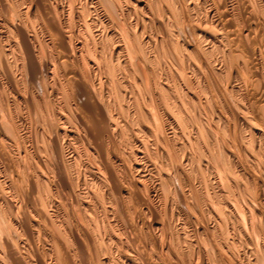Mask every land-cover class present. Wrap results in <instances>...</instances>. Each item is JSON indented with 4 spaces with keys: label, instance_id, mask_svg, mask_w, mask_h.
<instances>
[{
    "label": "bare ground",
    "instance_id": "bare-ground-1",
    "mask_svg": "<svg viewBox=\"0 0 264 264\" xmlns=\"http://www.w3.org/2000/svg\"><path fill=\"white\" fill-rule=\"evenodd\" d=\"M263 40L264 0H0V260L4 261L3 264H32L30 260L35 255H30L29 252L33 249L30 246L29 250L28 247L31 242L36 241L35 228L41 224L40 220L44 221L42 224L45 229L43 227L42 230L52 227L45 225L47 221L57 227L56 232L62 235L55 236V232L50 237L52 245L56 246L54 249L57 256L52 258L50 255L49 259H44L45 252L41 254L42 257L35 256L37 258L34 264H89V261H85L86 256L79 259L80 262L77 259L92 249H89L85 235L87 232H83V227L86 226L82 222L88 220L90 215H86L93 213L91 211L95 207L92 210L89 208L91 213L84 211L85 214L81 215V211H77L78 214L75 215L69 210L70 206L67 210L72 214L64 212L70 219L71 227L64 220L68 229L62 221L67 220V216L60 220L59 209L56 211L57 209L52 208L55 210L53 213L41 210V206L49 202L55 205L52 202L55 198L45 203L44 197L47 196L40 194L44 189L46 193L50 191L47 189L50 177L47 183L42 182L41 175L35 172L32 181H29L32 173L29 177L26 174V170L31 168L30 161L34 154L39 155L49 142L54 151L48 148L50 151L47 152H56L53 154L57 155L56 158L60 156L58 152L61 154L64 140L69 147L75 143L78 145L76 138L79 130L89 142L88 146L94 149L91 156L96 161H92L99 163L96 164L100 165L102 173L99 172L104 174L103 179H99L97 173H92L93 177L89 175L90 178L94 179L93 182L104 181V185L108 183L106 187L110 190L109 194L112 191L108 198L119 197L122 209L126 206L128 211L127 215L125 209L123 215L120 214L121 210L114 213L123 216L117 217L124 219L123 223L127 226L115 228L117 232L113 234L115 229L112 226L117 219L112 224L109 215L111 212L106 209L110 205L105 206V200L103 202L99 198L104 193L98 187L102 185L97 186L99 190L95 187L98 190L96 195L92 191L95 198L101 192L98 198L107 211L105 213L103 210V214L99 216L96 214L98 208L94 211V218H90L93 220V232H96L102 244L98 249L104 246L102 254H109L102 255L105 257L98 264H264ZM221 81L223 87L218 85ZM35 89H39L41 95ZM42 98H47L43 100L50 106L47 108H50V119L46 116L48 110L45 112L42 108L46 105H42ZM30 115L35 120L38 119L42 126L44 124L50 135L49 137L46 135L47 131L44 132L50 138L49 142L45 141L44 135H41L45 127L37 129L41 130V142H48L44 146V142L41 143L42 149L38 147L41 145L36 146L38 153H33L27 143L29 133L26 132L25 122ZM48 119L53 120L49 124L53 128L48 125ZM39 121L37 123L41 126ZM61 137L64 139L60 141ZM120 139L137 143L135 151L130 153L133 158L131 162L129 151L132 150H127L131 165L129 162L124 163L130 166H127L129 174L124 178L121 176L125 174L120 176V171H116L117 165L113 167L115 156L112 157V153L117 151L114 150L117 146L113 145L115 147H111L112 151L109 145L112 141L113 144L121 142V145L124 143L128 146V143ZM83 140L79 142L82 143ZM86 141H83V146H86ZM37 144L40 143L37 141ZM124 144L122 146H126ZM132 144L133 148L135 145ZM77 145L71 151L73 156L71 152L69 154L72 156V161L68 159L71 166L72 163H83L79 161L83 153ZM88 151L91 153L90 149ZM121 151H117L120 152L119 156ZM48 153L46 156L51 157V153ZM123 154L125 155L124 152ZM144 155L150 159L149 163L154 162L142 163ZM54 157L51 160L55 159L60 164L59 157ZM85 158L88 160V157ZM34 159L33 161L37 160ZM39 160L37 161L40 162ZM82 160L85 161L83 157ZM37 161L33 163L34 166L39 164ZM49 161L46 162L49 164ZM33 165L31 169H34ZM156 165L164 172H156L160 173L161 183L153 180ZM62 166L68 172L70 167ZM78 166L75 167L78 169ZM35 167L39 168L38 165ZM121 167L118 168L121 170ZM168 167L174 170L176 177L173 174L169 177V171H166ZM80 169L78 170L82 171ZM53 171L52 175L56 172ZM122 171L127 173L126 169ZM59 174L62 176V171ZM86 175L83 177L87 178ZM60 176L55 179H60ZM68 178L69 176L66 181ZM72 178H76L74 174ZM78 178L77 176L76 179ZM85 179L81 183L86 185ZM152 180L158 182L161 188L158 185L152 186L154 183L151 182L152 185L148 186L147 182ZM24 182L31 187L29 194L32 195L34 189L37 192L40 190L38 194L42 198L37 192L34 195L41 200L34 201L43 203L41 206L33 204L32 197L30 199L29 194L26 196V190V197L20 198L22 204L18 200V192L24 187L26 189V186L18 185H23ZM41 182L45 183L43 189ZM58 182L61 179L56 181V187ZM72 183L69 184L73 188ZM171 185L179 188V191L170 190ZM16 187L20 190H16ZM60 187L59 189L64 190ZM162 187L169 190H162ZM105 188L103 186L102 190ZM6 189H14L13 192L10 191L14 195L12 194L9 202L5 197L11 196L3 195ZM83 189L82 192L85 193ZM53 190L51 189L52 192ZM169 191L174 200L171 195V202L167 201L170 199L169 195L166 196L167 199L164 197L166 210L169 205L167 202L170 205L168 217L166 210H163V216L168 218L166 221L171 231L174 228L175 233L170 236L171 232L167 230L170 232V237L167 238L165 225L163 227L165 222L162 221L158 208L163 204L161 192L167 195ZM82 192L78 193L80 197ZM54 193H58V190ZM61 193L68 196L67 192ZM70 194L71 190L69 196ZM105 194L107 195L106 192ZM105 194L103 198H107ZM189 199L194 201L190 202ZM13 200L16 202H10ZM31 202L33 206L29 204ZM62 202L60 200V204ZM88 202L92 204L91 200ZM108 202L110 204L109 200ZM87 203L81 204L87 208ZM114 204L118 205L117 202ZM46 207L47 205L44 208ZM101 208L99 211L103 209ZM118 208L113 210L118 212ZM110 209L114 212L112 207ZM15 214L19 216V220ZM35 214L37 218L34 217ZM200 214H208L205 218L209 216L210 219L207 220L210 221L213 217L212 220L215 221L209 228L203 227L210 232L208 236L211 238L208 241H204V234L207 232L203 233V240L202 237L196 240L197 236L191 237L194 232L188 230L192 223H199ZM158 215L161 216L162 223ZM138 220H141L144 232L138 225ZM193 227L194 225L191 228ZM42 230L38 231L40 236ZM42 238L38 239L43 242ZM37 243L39 246V241ZM70 244L76 246L75 251L81 252L77 262L73 259L74 252L71 256ZM96 247L93 250L97 251ZM36 251L40 253L38 249ZM50 252L48 251L49 254ZM96 253L99 254L98 251ZM97 256L93 255L91 258L94 257L97 262L101 255ZM93 259L90 263L94 262Z\"/></svg>",
    "mask_w": 264,
    "mask_h": 264
},
{
    "label": "rangeland",
    "instance_id": "rangeland-1",
    "mask_svg": "<svg viewBox=\"0 0 264 264\" xmlns=\"http://www.w3.org/2000/svg\"><path fill=\"white\" fill-rule=\"evenodd\" d=\"M28 1H29V0H28ZM263 41H264V40H263ZM219 82H220V81H219ZM219 82H218V83H219ZM221 82H222V81H221ZM222 84H223V82H222V83H219L218 85H219L220 87H223L224 85H222ZM35 90H36V92H37L39 95H41V92H40L39 89H35ZM43 99L46 100L47 98H42V100H43ZM42 100H41V102H43L42 105H43V104H46V105H43L42 108H44V111H45V110H46V111L48 110L47 112L45 111V112L47 113L46 116H48V113H49V109H50V108H49V109H47V108L50 107V106H48L49 104H47L46 101H44V100L42 101ZM44 106H46V107H44ZM32 107H33V106H32ZM45 108H46V109H45ZM30 116H31V115H30ZM47 118H49V116H48ZM35 119H36V118H35V117L33 118V115H32L31 117H28L27 120H26V122H25V128L27 127V128H26L27 130H26V129H25V130H26V132L28 131V133H29V135H30V136L27 135V136H28V137H27V143L29 144V146H31L30 148L33 149V150L31 149V151H32L33 153H35V152L38 150V148H37L36 146L41 145V146H38V147H40V148L42 149V147L50 141V140H49V139H50V138H49L50 135H49V133H48V130H47L46 127L44 126V124H43V126H44L45 128L42 126V123L37 119V120L39 121V124H41V126H39L38 123H37L38 121L35 120ZM49 119H50V118H49ZM49 119H48V120H49ZM30 120H31V121H30ZM51 120H52V119H51ZM51 120H49L50 123H49V121H48V125L52 123L53 120H52V121H51ZM31 122H32V123H31ZM26 123H27L28 125H26ZM49 126H51V125H49ZM49 126H48V127H49ZM41 127H43L45 130H44L43 128H41ZM48 127H47V128H48ZM51 127H52V126H51ZM52 128H53V127H52ZM37 129H38V130H39V129H41V130L43 129L42 131L40 130L41 132H43V133H41V135L46 134V133H44V132L47 131L48 134H46V135H49V137L46 136V135L43 136V138L45 139V141H48L47 143H46L45 141H43L44 143L41 142V140H43V139H40V138H41V136L39 135V134H40V133H39L40 131H38ZM79 131H81V130H79ZM79 131H78V133H77V138H76V139H77L76 142L78 143V145L74 142V143H75L74 146L76 147V145H77V148L80 149V150L82 151V153H83V156H81V159H79V161L81 160V161L83 162L82 165H81V162H79V163H75V164L72 163V166H71V161H72V156H73V152H71V151H73V149H74L75 147H74L73 145H72V146L70 145L71 147H69V144H68L67 142H65V140H64V143H63V141L61 142V143H63V144H62V145H63L62 148H64V149L61 148L60 153L63 154V152L66 151V153H64V154H66V155H64V154L61 155V154H59V152H58L57 154L61 156V159H63V162H65L66 159H67V162H68V163L65 162L66 165L62 162V160L60 159V156H58L59 158L57 157V158H58V161H59V160L61 161L60 164L57 162V160H56V162H55V161H54L55 159H54V160H51V159H53V157L55 156V155L53 156V154H56V152H49L50 150H51V151H54L53 148H52V146H53L52 143L49 142L50 144L48 143V145H45V146H44L46 152H44V151H45L44 148H43V151L39 148V149L41 150L40 153H42V154L39 153V155H41V156H39V155L36 154L37 157H35L36 155L34 154V157H33L32 160L30 161V162L32 163V165H33V163H34L35 161L39 160V159H38V156H39V157L41 158V159H40L41 161L39 160L40 162L37 161L39 164H35V166L38 165L39 168L37 169V168L33 165V168H34V169H31V168H32V165H30L31 168H29V170H26V171H28V172H26V174L28 173V174H27L28 177H29V175H31L30 173H32V176L29 177V179H30L29 181H32L31 178H33V175H35V172H37L38 175H41V181H42V182H43V181H46V183H47L48 178L50 177L51 180L49 179V180H50L49 182L51 183V181H52L53 183L50 184V183L48 182L49 185H48V184H47V185H48L49 187H47L46 185H45V186L47 187L48 191L50 190V191L47 192V193H50V192H51V193H50V194H47V193H46V189H44L45 191H42V192H44V193L41 192L40 194H42L43 197H44V196H47V197H44V201H46L45 203L49 202V200H51V199H54V198H55V199L57 200V198H58L57 201H56L55 199L52 200V202L54 201V202H53V203L55 204L54 206H57V207L55 208V207L53 206V204H51V202H49L51 205H49V203H48V204H44L45 206L47 205L46 208H49V209L44 208L45 206H41L43 203H41V202L39 203V201H40L41 199L38 197V196L41 197V195L38 194V192H40V190L38 189L39 191L37 192V189H36V190L34 189V190H33L34 193L32 194V195L34 196V197H33L31 194H29V193L31 192L29 188H31V187H30V186L28 187V185H27L25 182H24L25 184H23V185H20V184H19L18 187H21V186L24 187V186H26V189H25V187H24V189L22 188L23 190H22V189L20 190V188L18 189V187H16V188H17L16 190H18V191L20 190L21 192H23V193H21V192L19 193L18 191H16V192H18V196H19V197H18V200L20 201V200L22 199V197H23L24 194H25L24 191L26 190V196L29 194V195H30V199H31V197H32V200H31L32 202L34 201V199H37V200L40 199L39 201H36V200H35L36 202L34 201L33 204H34L35 206H38V205L41 206V210H42V211H43V210H45V211L48 210V212L51 211V212L53 213V212H55L56 209H57L56 211H58V209H59L58 213L60 214L59 216L61 217V218L59 217V219L61 220L62 218H64L65 216H67V217H65V218H67V220H66V219H62V221L64 222V225H65V226H66V223H69V224H67V225H69V227H71L70 222H69L70 219H69V216H68V215H65L67 212H69V213H68L69 215H71L72 212H73V214L77 215V214H78L77 211H79V212L81 211L79 214L82 213L81 215H83V214H85L84 211L89 212V211H91V210L93 209V207H95V208H94V211L97 210L98 208L100 209V208L102 207V201L104 202V200H105V203H104L105 206H106V205H110V206H106V207H107L106 209H107V210L109 209L110 211L108 210V212H111V213H109V215L111 216V217H110V220H112V224H113V222H115V221L118 222V223L116 222L115 224H113L112 228H114V229H115V228H118V227H119V228H121V227L123 228V227L127 226V224H126V223H125V224L123 223L124 219L121 220V219H119V218H123V216L121 217L120 214L122 213V215H123V209H125V208L127 209V207L124 206V204H123L124 207H123V209H122V201H120L121 199H120L119 197H117V196H116L117 198L115 197L116 201H115V199H113V198H112L113 200H112L111 198H108V196L110 197V194H111V192H112V191H111L110 194H109V191H110V190H109L108 186L106 187V185H107L108 183H106V184L104 185V184H103L104 181H103V182H102V181H99V182H98V181H95V182H93L94 179L92 178V177H93L92 173H93V174H94V173H97L96 176L98 175L97 177H98L99 179H100L101 177H102L101 179H103L104 174H103V175L101 174V173H102V172H101L102 169H101L100 165L98 166V165L96 164V163H98V162H93V161H92V160L96 161L95 158H93V157L91 156V155H93V153H94V151H93L94 149L92 150L91 146H88L89 142L86 141L87 139H85L84 135L82 136L83 133H82V132H79ZM36 132H37V133H36ZM28 133H27V134H28ZM79 133H81V136L79 135ZM35 134H38V135H35ZM78 135L81 137V139H80V137H79ZM45 136H46V137H45ZM52 137H53V136H52ZM82 137H83V138H82ZM129 138H130V137H129ZM138 138H139V137H138ZM140 138H141V137H140ZM28 139H29V140H28ZM46 139H48V140H46ZM61 139L63 140L64 138L61 137V138H60V141H61ZM79 139H80V140H79ZM83 139H84V140H83ZM130 139H131V138H130ZM151 139H152V138H151ZM81 140L86 141V143H87L86 146H83V145H85V144H84L85 142H84V143H83V141H82V143L79 142V141H81ZM123 140H124V139H123ZM135 140H136V139H135ZM29 141H30L31 143H30ZM37 141H38V143H40V144H37ZM66 141H67V140H66ZM120 141H122V140L120 139ZM129 141H130V140H129ZM131 141H132V140H131ZM131 141H130L129 143H128L127 141H125V140L122 141V142H126V143H128V146H130L131 148H132V146H133L132 143H134V145H135V144L137 145V143H135V142H131ZM41 143H43V146H42ZM65 143H66V144H65ZM72 143H73V142H72ZM79 143H80V144H79ZM31 144L34 145L33 147L35 148V150H34V148L32 147ZM36 144H37V145H36ZM64 144H65L66 146H65ZM67 144H68V146H67ZM82 144H83V145H82ZM111 144H112V145H111ZM117 144H118V142H117L116 144H113V142L111 141V143H110L109 145H110V148H111L113 145L117 146V147L114 146L115 148L112 147V148H114V150H117V151H119V150L121 151V149H122L123 147H126V148H123V150L121 151V155H120L121 158H120V156H119V153H120V152L114 151L115 153H114V152L112 153V157L115 156V158H113V161H114V160L116 161V162H115V161L113 162V163H114V164H113V167H115V166L117 165L116 168H115L117 172H119V171L121 172L122 169L125 171V169H126V170H127V171H126L127 173H125V172L122 173L123 171H122L121 173H120V172L118 173L120 176L123 175V174H125V175L121 176L122 178H124V177L126 176V174H129V170H128L129 167H130L129 164H130V162L133 160V158H132V154H130V153H133V150L135 151V149H136V145H135L132 149H130V147H129V149H128L127 144L122 143V145L124 144V145H126V146H122V145H121V142H119L118 145H117ZM130 144H132V145H130ZM89 145H90V144H89ZM48 146H50V147H48ZM87 146H88V147H87ZM118 146H120V147H118ZM65 147H66V148H65ZM73 147H74V148H73ZM82 147H83V149H82ZM85 147H86L87 150L85 149ZM121 147H122V148H121ZM46 148H47V149H46ZM48 148H49V149L51 148V149L49 150ZM112 148H111V149H112ZM36 149H37V150H36ZM71 149H72V150H71ZM89 149H90V151H91L92 154L88 151ZM118 149H119V150H118ZM124 149H125V150H124ZM47 150H49V151H48L49 153L47 152ZM62 150H63V151H62ZM84 150H85V151H84ZM127 150H128V151H129V150H132L131 152L129 151L130 156L127 155V154H128V151H127ZM83 151H84L85 153H84ZM92 151H93V152H92ZM112 151H113V149H112ZM125 151H126V152H125ZM38 152H39V150H38ZM38 152H36V153H38ZM43 152H44V153H43ZM70 152H71L72 154H71ZM116 152H117V153H116ZM123 152L125 153V155L123 154ZM45 153H46V154H45ZM47 153H48V154L51 153V157L48 155L51 159H49L48 156H46ZM88 153L90 154V156H89ZM69 154H71L72 156L69 155ZM86 154H87V155H86ZM116 154H117V155H116ZM45 156H46V157H45ZM56 156H57V155H56ZM56 156H55L54 158H56ZM62 156H63V157H62ZM70 156H71V157H70ZM85 156L88 157V160L85 158ZM118 156H119V157H118ZM126 156H127V158H124V157H126ZM128 156H129L130 159H131V160L129 159L130 162L128 161V158H129ZM65 157H67V158L65 159ZM82 157H83V159H85V161L82 160ZM91 157H92V159H91ZM116 157H117V159H116ZM144 157H145L147 160H145V158H144L141 162L144 163V161H145V162L148 164L149 161H150V159H148V156H147V155H146V156L144 155ZM34 158L37 159V160H35ZM45 158H46V159H45ZM57 158H56V159H57ZM33 159H34L35 161H33ZM42 159H44L45 161L42 160ZM68 159H70L71 161L68 160ZM123 159L125 160V162H124ZM126 159H127V161H126ZM47 160H48V161H49V160L51 161V162H50V161H49V162L52 164V166H50V165H51L50 163L48 164V162H46ZM64 160H65V161H64ZM148 160H149V161H148ZM32 161H33V162H32ZM60 161H59V162H60ZM89 161H90V162H89ZM30 162H29V163H30ZM42 162H43V163H42ZM44 162H45V163H44ZM76 162H77V161H76ZM88 162H89V163H88ZM117 162H118V164H117ZM119 162H120V163H119ZM128 162H129L128 165H127V164H124V163H128ZM150 162H151V161H150ZM153 162H154V161H153ZM153 162H152V163H153ZM31 163H30V164H31ZM94 163H95V164H94ZM115 163H116V164H115ZM121 163H122V164H121ZM152 163H149V164H152ZM62 164L64 165V167H65V166H66V167H68V166L70 167V168L68 167L69 169L67 168V169H68V172H70V173H68L67 171H65L66 168L64 169L63 166H62ZM68 164H69V165H68ZM79 164H80L81 167L78 166ZM89 164H91L92 166L89 165ZM98 164H99V163H98ZM120 164H121V165H120ZM48 165H49V169H48ZM59 165H60L61 167H60ZM83 165H86V167L83 166ZM87 165H89V166H87ZM94 165H95V166H94ZM96 165H97V166H96ZM122 165H123V167H121ZM130 165H131V164H130ZM53 166H54V168L56 167V168H55L56 170L53 169ZM57 166H58V170H59L60 172L62 171V176H63V175H66V176H63V177L60 176V174H59L60 172L57 170ZM75 166H76V167L78 166V169L81 168L80 170H82L83 173H82V171H79ZM82 166H83L85 169H87V167H88V169L90 168V169H89V172H90V171H91V172H90V173L87 172L88 169H87V171H86ZM125 166H126V167H125ZM127 166H129V167H127ZM6 167H7V166H6ZM50 167H52V168H50ZM72 167H73V168H72ZM74 167H75V169H74ZM118 167H119V168L121 167L122 169L120 170ZM124 167H125V169H124ZM156 167H157V165H156ZM35 168H36V170H35ZM46 168H47L49 171H48ZM60 168H61L62 170H61ZM91 168H92L93 170H92ZM117 168H118V170H117ZM158 168H159V165H158V167L155 168V170H154V171H155L154 174H155L156 176H155V178H154L153 180H154V181L157 180V181H159V182L161 183V181H160V177H159L160 173H156V172H158L157 170H159V172L161 171L160 168H159V169H158ZM165 168H167V166H165ZM165 168H164V169H165ZM27 169H28V168H27ZM72 169H73V170H72ZM83 169H84V170H83ZM94 169H95V170H94ZM100 169H101V170H100ZM171 169H172L171 167H168V170L166 169L167 172L169 171V177H170L172 174H173L172 176H175V174H174L175 172L173 173L174 170H171ZM37 170H38L39 172H38ZM53 170H54V171H53ZM69 170H70V171H69ZM71 170H72V171H71ZM75 170H77V171L79 172L78 174H81V173H82V175L79 176V175L76 173L77 171H75ZM32 171H34V172H32ZM50 171H51V172H50ZM52 171H53V173L56 171L55 173H58V174H55V173H54L55 176H53L54 174H53V175L51 174ZM57 171H58V172H57ZM73 171H75V173H76V174L73 173V174H74V177L77 178V176H78V177H79V178H78L79 180L76 179V178H72V177H73V174H72ZM85 171H86V172H85ZM92 171H94V172H92ZM99 171H100L101 173H100ZM164 171H165V170H164ZM42 172H43V174H41ZM45 172H46V173H45ZM63 172H64V173H63ZM66 172H67V174H66ZM84 172H85L86 174H87V173H88V174L86 175V174H84ZM167 172H165V173L168 174ZM170 172H171V174H170ZM47 173H48V174H47ZM161 173H164V172L161 171ZM46 174H47V175H46ZM70 174H71L72 176H71ZM99 174H100V175H99ZM157 174H158V176H157ZM58 175L60 176L59 178L61 179V182H58V183H57V184H58V186H57L58 188H57V187L55 186L56 181H60V179L56 180V179L58 178V177H56V176H58ZM67 175L69 176L68 180H70V181L72 180V182H73V181H76V182H77V180H78V181H80V182H77V183L73 182V183H72V182H69L68 180L66 181V179H67V177H68ZM84 175L87 176V178L85 177L86 179L83 177ZM89 175L92 176V177L90 178ZM47 176H48V177H47ZM70 176H71V178H70ZM99 176H100V177H99ZM45 177H46V178H45ZM61 177H62V178H61ZM65 177H66V178H65ZM80 177H81V178L83 177V178L81 179ZM175 177H176V176H175ZM53 178H54V179H53ZM55 178H56V179H55ZM89 178H90V180H89ZM156 178H157V179H156ZM158 178H159V179H158ZM171 178H172V177H171ZM44 179H45V180H44ZM46 179H47V180H46ZM52 179H53V180H52ZM62 179H63V180H62ZM64 179H65V180H64ZM73 179H74V180H73ZM84 179L87 180V184H86V185L83 184V182L81 183V180L84 181ZM91 179H92V180H91ZM54 180H55V181H54ZM153 180H152V181H148V182H147V185H148V186H149V185L151 186V185L154 183L152 186H154V185H155V186L158 185V187L161 188L160 184H158V182H153ZM64 181H66L67 184H69V183L71 184V183H72L73 188H72V186H71L70 184H69L70 186L66 184L67 186L65 185V188H64V186H63V185H64ZM89 181H90V182H89ZM91 181H92L93 183H92ZM169 181H170V180H169ZM175 181H176V185H175V182H173V181H172V184L174 183V185L177 186V185H178V184H177L178 182H177L176 179H175ZM42 182H41V184H43V185H41V189H43L42 186H44V184H45V183H42ZM85 182H86V181H85ZM88 182H89L90 184H89ZM96 182H97V183H96ZM100 182H102V183H100ZM150 182H151L152 184H150ZM170 182H171V181H170ZM59 183H61V186L64 188L65 191H64L63 189H59V187H60V186H59V185H60ZM80 183H81L83 186H86V187L84 188ZM94 183H95V184H94ZM104 183H105V182H104ZM156 183H157V184H156ZM21 184H22V183H21ZM74 184H75L77 187L81 185L80 187H81L82 189L84 188L83 190H85V193H86V192L89 193L90 196L88 197L89 194L87 195V194L84 193V191L82 192V189H81L80 187H78V189H76V186H75ZM77 184H78V185H77ZM50 185H51V186H50ZM87 185H89V186L92 185L93 187H92V186H91V187L88 186V188H90V189H88V188H87ZM95 185H96V186H95ZM98 185H102V186H98ZM52 186H53V188H52ZM74 186H75V188H74ZM97 186L100 187L99 189H100L101 192H102V191L104 192V193H102V196H104L103 194H105V192L107 193V195L105 194V195L107 196V198H106V197L103 198L102 196H100V197L98 196V195L101 193L100 191L98 192V195H97L96 198H97V199H99V198H100V199H103L102 201L99 199L100 202L95 198V196H94V197L92 196V195H93V194H92V191L94 192V195H96L95 193L99 190ZM103 186H104V188L106 187L104 190H102V189H103ZM175 186L173 187V186L171 185V188H172V189H171V188H169V189H170V190H173V191H174V189H178V191H179V188H177V187L175 188ZM46 187H44V188H46ZM55 187H56V188H55ZM62 187H60V188H62ZM68 187H69V188L71 187V188H70V189H67ZM95 187H97L98 190L95 189ZM156 187H157V186H156ZM0 188L2 189V185H1V183H0ZM37 188H38V187H37ZM79 188H80V190H79ZM93 188H94V189H93ZM107 188H108V189H107ZM159 188H158V189H159ZM51 189H52V190L54 189L53 192L51 191ZM55 189H56V190H55ZM66 189H67V190H66ZM72 189H74V191H73ZM87 189H88V190H87ZM169 189H168V190H169ZM6 190H7V189H6ZM57 190H58V193H54L55 191L57 192ZM70 190H71V194H70V196H69ZM89 190H90L91 192H90ZM94 190H95V191H94ZM96 190H97V191H96ZM159 190H160V189H159ZM162 190L168 191L167 189H163V187H162ZM0 191H1V190H0ZM10 191L13 192L14 189H13V191H12V189H10V190H7V191H4V192H3V193H4V194H3L4 196H5V195H6L7 197H8V196H11L10 198H6V197H5V199H6L7 202H9V200H11L12 196L14 195V193H11ZM59 191H60V192H59ZM61 191H63V192H67L66 195L68 194V196H65L64 193H63V195H62ZM68 191H69V192H68ZM72 191H73V192H72ZM78 191H79V192L81 191V192H82L83 194H85V195L82 194L81 197H80V195L78 194V193H79ZM160 191H161V190H160ZM165 191H164V192H165ZM7 192H8V193L10 192L9 195H8ZM28 192H29V193H28ZM35 192H37L38 196H37V194H36V196H37L38 198H35V195H34ZM74 192H75V193H74ZM162 193H163V192H161V195H162V196H161V201H162L163 204H162V206H160V207L158 208V209H159V210H158V211H159V214H161L162 217L159 216V215H158V217H159V221H160V219L162 218V221L164 220V222H165V224L163 223V227H164V225H165V229H164V230H165V233H166V234L168 233V234H167L168 236H166V237L168 238V237H170L171 235H173V234L175 233V232H174L175 230H173L174 228H172V231H171V228L169 227L170 225H168L169 223L166 221V220H168V218H166L165 216H163V215H165V213H166V216L168 217V214H169V205H170V203L167 202V204H169V205H168V208H167L168 210H166V204H165V203H166V200L164 199V197H166V196L169 195L168 197H169L171 200H170V199H167L168 197H166V199H167V201L169 200V202H171V201H172V198H173V197H172L173 195H171L172 193H170V191L168 192L167 195L165 194L166 192L163 193V194H162ZM12 194H13V195H12ZM21 194H22V196H20ZM52 194H54V195H53L54 197H51ZM55 194H56L57 196H56ZM73 194H75L76 197H73V196H74ZM80 194H81V193H80ZM58 195H59V196H58ZM72 195H73V196H72ZM78 195H79V197H77ZM100 195H101V194H100ZM164 195H165V196H164ZM170 195H171L172 198L170 197ZM26 196H24V197H26ZM62 196H63V197L65 196V197L63 198ZM85 196H86V197H85ZM50 197H51V198H50ZM61 197L63 198V202H62V198H61ZM68 197H69V199H68ZM70 197H71L72 199H71ZM90 197H91V199H90ZM98 197H99V198H98ZM162 197H163V198H162ZM189 197H190V196H189ZM189 197H187V200H188ZM194 197H195V196H194ZM20 198H21V199H20ZM41 198H42V197H41ZM46 198H48V199L46 200ZM49 198H50V199H49ZM59 198H60V199H59ZM65 198H66V199H65ZM73 198H74L75 200H74ZM76 198H79V199L82 200V201H80L79 199H78V200H79V201H78V200H76ZM82 198H85V199L83 200ZM87 198H89V200H91V202H92V204H93L94 206H93L90 202H88L89 200H86ZM94 198H95V201H97V202L94 201ZM191 198H192V196L190 197V199H191ZM7 199H8V200H7ZM67 199H68V200H67ZM117 199H118V200H117ZM163 199H164V200H163ZM190 199H189L190 202H191V201H194V199H192V200H190ZM18 200H17V201H18ZM60 200H61V202H62L61 204H60ZM70 200H71V201H70ZM73 200H74V201H73ZM108 200L110 201V204H108V203H109ZM173 200H174V198H173ZM19 201H18V202H19ZM42 201H43V199H42ZM72 201H73V202H72ZM75 201H76V203H77L78 205L81 204V203H83V202H86V203L88 202L87 204H89V206H88L87 208H84V207L82 206V204L79 205V206H78L77 204L75 205ZM77 201H78V202H77ZM93 201H94V202H93ZM112 201H113V202H112ZM10 202H12V203L14 202V203H15L16 200H13V201H10ZM32 202L29 203L31 206H33V205H32ZM58 202H59V203H58ZM68 202H69V203H68ZM71 202L74 203V205L71 204ZM79 202H81V203H79ZM111 202H112V204H111ZM116 202L118 203V205H117V204H114V203H116ZM12 203H11V204H12ZM56 203H58L60 206H59L58 204L56 205ZM63 203H64V204H63ZM96 203H99V204H96ZM100 203H101V204H100ZM119 203L121 204V206H119V205H120ZM18 204L20 205V203H18ZM21 204H22V200H21ZM70 204H71V205H70ZM104 204H103V205H104ZM182 204H183V206L185 205L184 202H183ZM48 205H49V207H48ZM72 205H73V206H72ZM113 205H114V206H113ZM116 205H117V206H116ZM125 205H126V203H125ZM163 205H165V208H164ZM51 206H52V207H51ZM65 206H67V207H66V210L69 209V207L71 206L72 208L70 207L69 210L72 211V212H70L69 210L66 211V210L64 209ZM74 206L77 207V209H76ZM80 206H82L81 208H84L85 210H84V209H81ZM96 206H97V207H96ZM99 206H100V207H99ZM73 207H74V208H73ZM91 207H92V208H91ZM110 207H112V210H113V208H115V211H116V209H117L118 207H120L121 209L118 208V209H119L118 212H115L114 210H113L114 212H112L111 209H110ZM42 208H43V209H42ZM52 208H54L55 210H53ZM78 208H79V209H78ZM89 208H90L91 210H89ZM102 208H103V209H102ZM102 208H101L102 210L99 211V209H98V211H96V214H97V215L101 216V215L103 214V212L107 213L106 209H104V207H102ZM163 208H164V209H163ZM51 209H52V210H51ZM72 209H74V210H72ZM126 209L124 210V212H125V213H126V212L128 213V211H127ZM75 210H76V213H74ZM82 210H83V211H82ZM103 210H104V211H103ZM120 210H121V211H120ZM163 210L168 211V213L165 212V211H164L165 213H163ZM15 211H16V210H15ZM94 211L92 210L91 212H93V213L89 212V213H91V214H87V215H86V216H89V215L91 216V217H90V216L88 217V220H86V222H82V223H83V226H84V223H85V226H86V228L83 227L84 230H85V231L83 230V232H84V234H85L86 232H87V233H88V232H91V233H92V234H89V233H88V234H87V233L85 234V235H87V236H86V238H87L86 240L88 241V246H90L89 249L92 248V249H90L89 252L87 251V252L89 253V255H91V256L94 255V257H96L97 255L100 254L101 256H99V258H97L99 261L97 260V262H96V261L93 259L94 257H92V258H91V256L89 257V255H88L87 252H85L84 254H81V255H80L79 253H81V252H78L77 250L75 251L76 246L73 245V246L75 247V248H74L73 246H71L72 244H70V245H69V247H70L69 250H70V252H71V256H72V254L74 255V253H75L74 256H75V257L77 256L76 258L74 257L73 259L76 260V259L78 258V254L80 255L79 258L77 259L78 262H80L79 259H82L84 256H86V257H84V258H85V261H89V264H92V263H94V264H98V262H100V261L103 259V257L109 255L108 253H104V254H102L103 252H101V251H102V249H103L104 246H102V249H98V247L100 248V246H101L102 244H101L99 238L97 237V235L95 234L96 232H93V230H94V229H93L94 226H92L93 220L91 221V219L94 218V216H95V214H94L95 212H94ZM102 211H103V212H102ZM119 211H120V214H119V215H118V214H116V215L114 214V213H119ZM16 212H17V211H16ZM46 212H47V211H46ZM64 212H66V213H64ZM17 213H18V212H17ZM17 213H16V214H17ZM63 213H64V214H63ZM70 213H71V214H70ZM99 213H100V214H99ZM101 213H102V214H101ZM112 213H113V214H112ZM125 213H124V214H125ZM127 213H126V215H127ZM16 214H15V217L18 218V220H19V216H17L18 214H17V215H16ZM50 214H51V213H50ZM62 214H63V215H62ZM112 215L115 216V217H112ZM207 215H208V214H206V216H205V214H203V215L200 214V220L198 221V222H199L198 224H200V225H198V224L195 225V223H192L191 227L194 225V227L197 226V228H194V227L191 228L190 226L188 227L189 232H190V231H191L192 233L194 232L193 235H192V233H190V235H192L191 237H193V236H197V237H196V240H199V239H197V238H201V237L204 236V235H206V236H204L205 239H204V237H202L201 240L204 239V241H205V240L207 239V241H208V238H209V239L211 238V236H208V235L210 234V232H209L208 230L206 231V229H203V227H204V228H206V227L209 228V227L212 225L213 222L215 223V221L212 220L213 217H212V219H211L210 221H208L207 219H210V218H209V216H208V218L206 219L205 217H207ZM35 216H36V217H35ZM117 216H118V217L120 216V217L118 218ZM203 216H204V218H203ZM34 217L37 218V215L35 214ZM160 217H161V218H160ZM210 217H211V216H210ZM90 218H91V219H90ZM111 218H112V219H111ZM163 218H166V219H163ZM202 218H203V219H202ZM86 219H87V218H86ZM89 219H90V220H89ZM115 219H117V220H115ZM205 219H206V221L203 222L202 220H205ZM64 220L66 221V223H65ZM80 220L83 221L82 219H80ZM114 220H115V221H114ZM40 221H41V224H42V223L44 224V221H43V220H40ZM120 221H121V222H120ZM138 221H139V222H138V225L141 226L142 231L144 232V230H143L144 228H143L142 224L140 223L141 220H138ZM162 221H160V222L162 223ZM200 221H201V223H200ZM207 221H208L209 225H208V223H206ZM88 222H89V223H88ZM91 222H92V223H91ZM119 222H120V224H119ZM166 222H167V224H166ZM86 223H87V224H86ZM122 223H123V224H122ZM139 223H140V224H139ZM142 223H143V222H142ZM205 223H206V224H205ZM214 223H213V224H214ZM41 224L37 225V227H41V228H37V227L35 228V239H34V241H35V240H36V241H35V243L31 242V244H29V247H28L29 250H30V246H31V248L33 249V250H30L29 253H30V255L41 256V254H43V253L46 252L47 255H46V253L43 254V255H44V256H43L44 259L47 258V257H48L47 259H49L50 255L52 256V258H54L55 256H57V252H55V249H54V248H56V246L54 247V245H52V244H53V242H52L53 240H51L50 237H51V236H54V234H55V232H56V230H57V227H54L53 225H51L49 222L47 223V221H46V222H45V225H46V224H49V225H50L49 227H51V226H52V227H51L50 229L48 228L49 230H46V231H45V230H44V229H45V226H44L43 224H42V226H41ZM88 224H91V225H90V226H87ZM93 225H94V224H93ZM119 225H120V226H119ZM202 225H204V226H202ZM46 226H48V225H46ZM116 226H117V227H116ZM167 226L169 227L170 230H169L168 228L166 229ZM171 226H172V225H171ZM201 226H202V227H201ZM205 226H206V227H205ZM43 227H44V229L42 230ZM66 227H67V226H66ZM69 227H67V228L69 229ZM52 228H53V230H51ZM55 228H56V229H55ZM87 228H88V229H87ZM90 228L92 229V231H90V230H91ZM36 229H41V230H42L41 236L43 237L42 234H44V237H43V238L39 235V232H38V231H41V230H38V231H37ZM54 229H55V231H54ZM89 229H90V230H89ZM190 229H191V230H190ZM50 230H51V231H50ZM58 230H59V229H58ZM86 230H89V231H86ZM167 230L170 231L171 234H170V232H168ZM196 230H197L198 232H197ZM202 230H203V232H202ZM48 231H50V232L48 233ZM52 231H53V232H52ZM94 231H95V230H94ZM114 231H115V232H114ZM114 231H113V232H114L113 234H116L117 230L115 229ZM142 231H141V233H143ZM199 231H200V233H199ZM210 231H211V230H210ZM201 232H202V233H201ZM205 232H207L208 234L206 233V234L203 235V233H205ZM45 233H46L47 235H49V236H47ZM50 233H51V234L53 233V235H51ZM57 233H58V231L56 232V235H55V236L59 235V236L61 237L62 234L60 235L59 233H58V234H57ZM195 233H198V235H200V237H198V235L195 234ZM12 234H13V236H14V232H13ZM36 234H37V235H36ZM94 234L96 235V238H95ZM169 234H170V236H169ZM45 235H46V236H45ZM91 235L94 236V238H92ZM36 236H39V237H36ZM89 236H91V239H94V240L97 239V241L99 240L100 243L97 242L96 240H95V241H96V242H95L94 240L89 239V238H90ZM207 236H208V237H207ZM15 237H16V233H15ZM15 237H14V238H15ZM38 238H42L43 242H42L41 240H39ZM45 238H48V239L46 240ZM167 238H166V239H167ZM193 238H195V237H193ZM49 239H50V241H51L52 243L49 241ZM37 240L39 241V246H38V243H37L38 241H37ZM89 240H91V241H89ZM44 241H46V242H44ZM48 241H49V242H48ZM167 241H168V240H167ZM207 241H206V242H207ZM209 241H210V240H209ZM93 242H95L96 245H95ZM202 242H203V241H202ZM44 243H45V245H43ZM46 243H48V244H46ZM49 243H50V244H49ZM92 243H93L95 246L92 245ZM97 243L100 244V245H98ZM203 243H204V242H203ZM34 244H35V245H34ZM36 244H37V245H36ZM41 244H42L41 247H44V246H45V247H44V248H41V247H40ZM32 245H33V246H32ZM49 245H50V246H49ZM91 245H92V246H91ZM35 246H38V248L35 247ZM96 246H97V247H96ZM39 247H40V248H39ZM47 247H48L49 249H48ZM95 247H96V249H98L97 251L99 252V254L96 253V252H97L96 250H93V249H95ZM52 248H53L54 250H52ZM71 248H72V249H71ZM35 249H36V250L38 249L40 253H37V251H36ZM42 249H43L44 252L42 251ZM104 249H105V248H104ZM104 249H103V250H104ZM47 250H48V251H51V252H50L51 254H49ZM56 250H57V249H56ZM91 250H92L93 252L95 251L94 254H93V253L91 254V252H92ZM34 252H35V253H34ZM53 252H54V254H52ZM73 252H74V253H73ZM77 252H78V253H77ZM100 252H101V253H100ZM55 253H56V254H55ZM36 254H37V255H36ZM38 254H39V255H38ZM48 254H49V255H48ZM76 254H77V255H76ZM107 254H108V255H107ZM95 255H96V256H95ZM102 255H105V256L102 257ZM35 256H34V257H35ZM34 257H31V258L33 259ZM41 257H42V256H41ZM97 257H98V256H97ZM36 258H37V257H35V258L33 259V261H32V259L30 260L32 264H34L33 262L36 260ZM87 258H88V260H86ZM47 259H46V260H47ZM91 259H93L94 262L90 263V261H92ZM95 259H96V258H95ZM53 260H55V259H53ZM77 260H76V262H77ZM3 262H4V261H1V260H0V264H3ZM61 262H62V260H61ZM64 262H65V261H64ZM61 264H62V263H61ZM63 264H64V263H63Z\"/></svg>",
    "mask_w": 264,
    "mask_h": 264
}]
</instances>
